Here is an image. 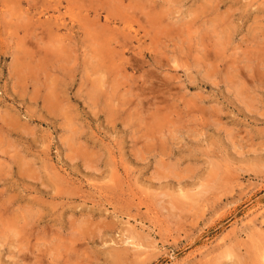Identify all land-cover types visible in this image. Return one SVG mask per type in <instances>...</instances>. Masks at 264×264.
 <instances>
[{"label": "rangeland", "instance_id": "374dc122", "mask_svg": "<svg viewBox=\"0 0 264 264\" xmlns=\"http://www.w3.org/2000/svg\"><path fill=\"white\" fill-rule=\"evenodd\" d=\"M0 264H264V0H0Z\"/></svg>", "mask_w": 264, "mask_h": 264}]
</instances>
